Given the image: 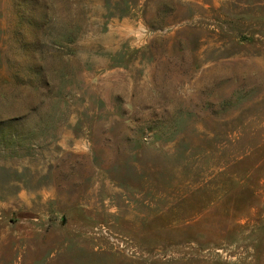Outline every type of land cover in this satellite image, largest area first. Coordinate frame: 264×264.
I'll use <instances>...</instances> for the list:
<instances>
[{
	"label": "rangeland",
	"instance_id": "rangeland-1",
	"mask_svg": "<svg viewBox=\"0 0 264 264\" xmlns=\"http://www.w3.org/2000/svg\"><path fill=\"white\" fill-rule=\"evenodd\" d=\"M28 4L0 0V121L36 126L0 145V264H264V0ZM39 62L67 101L17 95Z\"/></svg>",
	"mask_w": 264,
	"mask_h": 264
},
{
	"label": "trees",
	"instance_id": "trees-1",
	"mask_svg": "<svg viewBox=\"0 0 264 264\" xmlns=\"http://www.w3.org/2000/svg\"><path fill=\"white\" fill-rule=\"evenodd\" d=\"M29 4V13H31L32 19L37 22L34 23L33 20L29 21L33 27H38L43 29L48 20L47 12L44 10H38L36 6V0H26ZM52 34V36H51ZM52 43L59 45L70 46L77 39V29L73 26L66 27L65 29H60L57 24L53 27V33H50ZM49 51H43L44 55L41 54L40 58L45 59L44 56ZM57 52V51H55ZM53 55H58L55 53ZM58 74L59 80L55 79L53 74ZM71 72H66L65 70L52 69L48 67L44 62H39V64H33L29 67H25L21 75H18L17 85L22 88L18 92V96L24 93H28L34 97H37L41 102L46 99H57L58 101H67V97L70 95V90L68 88V82L70 81ZM17 98V96H16ZM57 106H55L56 108ZM7 122V123H5ZM4 123L0 121V145H10L15 144L18 141L25 142L26 140L31 141L35 139V129L36 126L30 125L24 130H18L17 127L11 124V121H5ZM25 123V122H16ZM15 123V124H16ZM37 125V124H36ZM7 127V128H6Z\"/></svg>",
	"mask_w": 264,
	"mask_h": 264
}]
</instances>
